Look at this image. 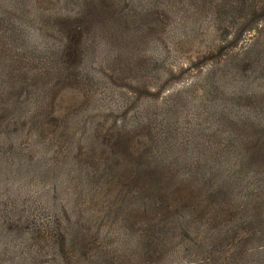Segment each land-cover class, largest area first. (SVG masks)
Here are the masks:
<instances>
[{
  "label": "rangeland",
  "instance_id": "1",
  "mask_svg": "<svg viewBox=\"0 0 264 264\" xmlns=\"http://www.w3.org/2000/svg\"><path fill=\"white\" fill-rule=\"evenodd\" d=\"M41 1L0 0V264H264L205 177L264 173V0Z\"/></svg>",
  "mask_w": 264,
  "mask_h": 264
},
{
  "label": "trees",
  "instance_id": "2",
  "mask_svg": "<svg viewBox=\"0 0 264 264\" xmlns=\"http://www.w3.org/2000/svg\"><path fill=\"white\" fill-rule=\"evenodd\" d=\"M15 4V6H18V9L22 11V13L29 17V21H31L33 24H37L42 26L45 22V16L44 11L41 7V0H11V2ZM69 0H64V3H67ZM89 1V0H87ZM91 2V1H89ZM30 6L31 8L23 9L24 6ZM91 5H88L87 7H90ZM93 7L86 9V16L83 17L81 23H83L81 26L78 25V22H75L73 20L72 11H63L64 15V21L63 22L64 27L62 28V31L60 32V52H61V58L64 59L63 63L64 65L75 63L78 60L81 59V52L83 51V37H86L85 32L87 28L91 27V20L89 19L92 17V10ZM25 11V12H23ZM46 25V24H45ZM48 26V25H47ZM84 28V30H83ZM46 29V28H45ZM81 62V61H80ZM67 78L68 75H65ZM21 131L17 127H13L12 130ZM233 142V140H232ZM231 142V143H232ZM107 145V144H105ZM226 145V144H225ZM229 145V144H228ZM228 145H226L228 147ZM8 147V144L6 145ZM113 148V146H112ZM224 149V146L221 145V149ZM12 148L9 146L8 150H11ZM247 156V154H243ZM240 157H243L242 155ZM215 159V157H214ZM213 159V161H214ZM211 161V159H210ZM212 161V162H213ZM176 163L179 165L183 164V160L180 156L177 157ZM234 164V167L229 169V166H227V171L222 172L221 171V181L218 180L219 177L212 176L210 173H207L205 175L207 179V183L209 185V191L211 192L210 197H214L217 192H220L221 189V206L226 205L227 209L234 210L235 208L238 210V214L240 215V222L242 223L240 226V229H243V234L248 235L249 240H258L260 238H263V229H264V209L260 210L258 208V204L255 202V193L257 199H261V202H264V187L261 188V182L264 180V173L257 174L255 176H251L248 172L249 170H246L244 168V165L236 164V161H232ZM247 164V163H244ZM245 169V172L243 168ZM211 170L212 167H209ZM227 172V173H226ZM226 173V174H224ZM247 173L246 175H244ZM255 177H258L257 179ZM255 180V184L252 185L251 181ZM220 195V194H219ZM264 207V206H263ZM230 215V213H227ZM237 214V215H238ZM236 217L233 218H226L224 219L222 224L221 232L224 231V233H227V221L229 220H235ZM76 223V222H75ZM246 224H250L251 226H247ZM235 232H238L239 228L234 227ZM81 232V231H78ZM256 238V239H255ZM70 237V234L68 232H63L61 234V249L59 251L60 255L64 258V260H70V258H76V256L81 257L83 259L88 258L89 253L86 251L74 253L72 249L69 247V243L72 241ZM246 240V238H245ZM244 240V241H245ZM240 242V237H239ZM244 243V242H243ZM247 245H244V248ZM243 247V245H241ZM243 248V249H244ZM240 252V255H243L245 251ZM258 248V252H259ZM58 253V254H59ZM74 253L75 255H70ZM261 253V252H259ZM59 255V256H60ZM91 256V255H90Z\"/></svg>",
  "mask_w": 264,
  "mask_h": 264
}]
</instances>
